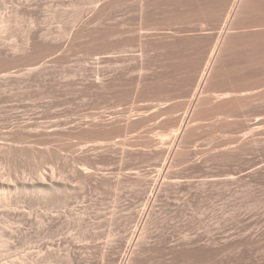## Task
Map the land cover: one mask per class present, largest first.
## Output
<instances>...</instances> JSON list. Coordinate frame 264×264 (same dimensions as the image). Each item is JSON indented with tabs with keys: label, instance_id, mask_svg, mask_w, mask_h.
Listing matches in <instances>:
<instances>
[{
	"label": "rangeland",
	"instance_id": "obj_1",
	"mask_svg": "<svg viewBox=\"0 0 264 264\" xmlns=\"http://www.w3.org/2000/svg\"><path fill=\"white\" fill-rule=\"evenodd\" d=\"M234 1L0 0V264H264V0Z\"/></svg>",
	"mask_w": 264,
	"mask_h": 264
},
{
	"label": "bare ground",
	"instance_id": "obj_2",
	"mask_svg": "<svg viewBox=\"0 0 264 264\" xmlns=\"http://www.w3.org/2000/svg\"><path fill=\"white\" fill-rule=\"evenodd\" d=\"M237 1H238V2H237ZM239 2H241V1H240V0H235V1L233 2V6H232V9L229 11V15H228V17H231V14H233V12L235 11V7L238 6ZM234 6H235V7H234ZM215 55H216V46L214 47L213 52H212V54H211V56H210V59L208 60V63L206 64L207 66H206V68H205V71L203 72L201 78H199V81H198V82H199V84H198L199 89H200V87L205 83V81H206V79H207V75H208V73H209V70H208V69L211 68V65L213 64V63H212V62H213V58L215 57ZM207 70H208V71H207Z\"/></svg>",
	"mask_w": 264,
	"mask_h": 264
}]
</instances>
